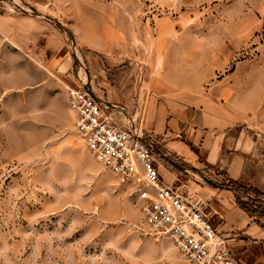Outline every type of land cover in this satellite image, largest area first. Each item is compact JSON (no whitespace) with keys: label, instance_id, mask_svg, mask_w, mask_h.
I'll use <instances>...</instances> for the list:
<instances>
[{"label":"rangeland","instance_id":"1","mask_svg":"<svg viewBox=\"0 0 264 264\" xmlns=\"http://www.w3.org/2000/svg\"><path fill=\"white\" fill-rule=\"evenodd\" d=\"M123 3L0 0V264H188L171 242L134 230L140 212L128 190L92 159L73 126L68 85L87 83L110 107L82 59L80 14L120 11ZM184 3L185 13L166 12L168 24L195 27L204 51L223 57L218 74L235 71L252 93L264 90V0ZM26 18L53 25V50L25 35ZM135 43L144 47L138 37ZM216 185L264 213L263 195L225 177Z\"/></svg>","mask_w":264,"mask_h":264},{"label":"crops","instance_id":"2","mask_svg":"<svg viewBox=\"0 0 264 264\" xmlns=\"http://www.w3.org/2000/svg\"><path fill=\"white\" fill-rule=\"evenodd\" d=\"M119 1L124 2L120 11L80 14L82 25L75 32L99 96L118 124L152 141L164 182L188 183L204 201L207 218L227 238L236 264H264V213L245 210L232 189L216 185L225 177L264 195V90L252 93L241 83L245 76L235 71L218 74L223 57L216 48L206 53L195 27L168 24L166 12L185 13V0ZM26 21L25 35L53 50L59 39L53 25ZM115 178L118 187L130 191Z\"/></svg>","mask_w":264,"mask_h":264},{"label":"built area","instance_id":"3","mask_svg":"<svg viewBox=\"0 0 264 264\" xmlns=\"http://www.w3.org/2000/svg\"><path fill=\"white\" fill-rule=\"evenodd\" d=\"M66 94L75 112L74 129L86 143L88 154L129 186L140 212L134 230L146 238L170 240L188 264H236L227 238L207 218L204 201L184 183L162 181L152 141L118 124L109 105L99 103L87 83L68 85ZM120 113L124 114L123 108Z\"/></svg>","mask_w":264,"mask_h":264},{"label":"trees","instance_id":"4","mask_svg":"<svg viewBox=\"0 0 264 264\" xmlns=\"http://www.w3.org/2000/svg\"><path fill=\"white\" fill-rule=\"evenodd\" d=\"M234 182V181H233ZM237 183V182H236ZM238 184H240V183H238ZM242 187H246V188H248V190H251L253 193H256V194H258L259 196L261 195H263L259 190H257V189H254V188H252V187H250V186H246V185H243V184H240ZM264 196V195H263ZM250 200H252V199H250ZM254 200V199H253ZM237 202L240 204V206L241 207H243L245 210H248V211H251V209L249 208V206H248V204H246L245 202H243V201H241V200H239L238 198H237Z\"/></svg>","mask_w":264,"mask_h":264},{"label":"water","instance_id":"5","mask_svg":"<svg viewBox=\"0 0 264 264\" xmlns=\"http://www.w3.org/2000/svg\"><path fill=\"white\" fill-rule=\"evenodd\" d=\"M80 66H81V64H80ZM82 67V66H81ZM88 78H89V75H88ZM89 80V82H90V79H88ZM91 83V82H90ZM89 89H90V92H91V95L95 98V99H97L96 98V96H95V94H94V92H93V90H92V87L90 86L89 87ZM262 199H264L263 197H262Z\"/></svg>","mask_w":264,"mask_h":264}]
</instances>
